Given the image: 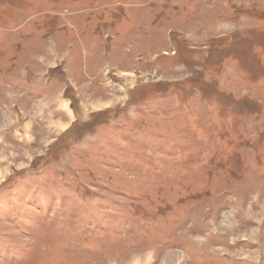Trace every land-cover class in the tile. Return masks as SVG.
Listing matches in <instances>:
<instances>
[{
    "label": "rangeland",
    "instance_id": "374dc122",
    "mask_svg": "<svg viewBox=\"0 0 264 264\" xmlns=\"http://www.w3.org/2000/svg\"><path fill=\"white\" fill-rule=\"evenodd\" d=\"M0 264H264V0H0Z\"/></svg>",
    "mask_w": 264,
    "mask_h": 264
}]
</instances>
